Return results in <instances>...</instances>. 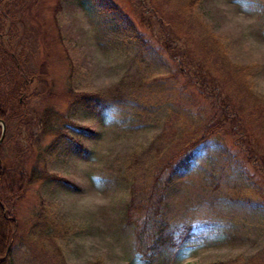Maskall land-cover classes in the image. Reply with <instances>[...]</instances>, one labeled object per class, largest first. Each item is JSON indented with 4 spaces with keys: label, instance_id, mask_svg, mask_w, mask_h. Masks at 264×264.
<instances>
[{
    "label": "rangeland",
    "instance_id": "rangeland-1",
    "mask_svg": "<svg viewBox=\"0 0 264 264\" xmlns=\"http://www.w3.org/2000/svg\"><path fill=\"white\" fill-rule=\"evenodd\" d=\"M31 1L3 19L2 38L21 50L26 69L52 85L50 105L62 120L53 121L41 157L21 158L25 171L36 168L41 177L26 186L23 200L7 203L19 220L12 262L264 264V164L255 171L234 162L230 156L246 155L230 136L197 151L191 169L172 177L164 197L155 192L148 198L142 186L192 132L167 122L171 113L163 105L136 117L128 101L100 114L69 110L73 91L114 94L134 74L156 77L173 69L157 46L138 59L133 39L110 32L114 24L144 32L137 0H36L27 7ZM142 1L163 15V24L170 21L166 17L178 21L176 0ZM190 9L191 19L180 17L181 30L175 29L180 44L189 32L190 50L210 60L230 87L235 76L229 67L223 72L221 57L245 67L250 79L241 74L238 81L250 88L241 93L232 83L235 109L252 133L250 146L264 156V0H198ZM73 123L94 134H80ZM65 135L76 138L85 154L73 150ZM54 176L75 187L49 180ZM151 211L164 224L159 233L149 227Z\"/></svg>",
    "mask_w": 264,
    "mask_h": 264
},
{
    "label": "trees",
    "instance_id": "trees-1",
    "mask_svg": "<svg viewBox=\"0 0 264 264\" xmlns=\"http://www.w3.org/2000/svg\"><path fill=\"white\" fill-rule=\"evenodd\" d=\"M23 1L0 0V120L6 125V135L0 144V264H14L11 260V250L16 242L19 228V220L7 209V203L13 204L23 200L26 186L41 177L40 171L36 168L30 172L25 171L22 168L24 160L21 158H30L33 155L41 157L42 151L48 150L49 146L43 148L42 142L52 135L53 121L62 120V116L50 105L54 96L52 85L41 74L33 72L29 67L26 69L28 64L26 65L27 61L22 58L21 50L17 52V49L12 48L2 38L3 19L9 17V12L14 6L21 7ZM197 1L176 0L180 6H177L178 9L175 12L178 21L172 17H166L170 21L163 24V15L158 13L155 7L146 8L142 0H137L136 5L141 8L137 21L144 32L138 29L132 32L123 28L120 30L115 24L110 27V32L121 35V40L133 39L137 43L138 59H142L146 48L157 46L158 50L172 63L173 69L156 77L144 78L134 74L130 81L119 83V88L114 94L107 95L105 91L72 92L69 110L85 109L92 114H100L111 106L128 101L134 107L132 113L136 117L147 113L152 105L157 107L163 105L167 106L171 113L166 118L167 122L180 127L183 132H192L191 137L177 145L165 164L155 169L154 176L150 175V179L142 186L141 189L145 190L148 198L155 192L158 194L161 192L164 197L172 177L191 169L197 151L223 142L226 136L232 138V145L238 147V153L243 151L246 155L245 159H239V155L230 156L243 169L248 165L256 171L259 163L264 164L263 154L250 146L252 133L246 129L235 109L236 94L232 90L235 86L232 85L236 84L241 93H247L250 88L248 81L247 84L244 81H238L241 74L250 79L249 74L244 71L245 67L231 64L222 55L221 58L225 59L223 72L225 67H229L230 74L235 76L230 77L233 83L230 87L223 75H216L218 71L210 60L190 50L189 45L186 44L187 39L191 37L189 32L183 34L184 37L181 39L183 45L179 42L175 29L181 30L177 29L179 22L183 20L180 17L191 19L190 8H193ZM35 2L36 0H32L27 7L35 5ZM11 23L13 25V22ZM146 34L148 37H145ZM123 88H125L124 92ZM39 104H41V110H38ZM195 119L197 122H194ZM69 125L74 126L81 132L80 134H94L86 127L83 128L74 123ZM1 128L0 124V137ZM65 137L72 143L73 150L79 154H85L86 149L76 138L68 135ZM13 145H17L16 152L10 159L8 154ZM260 175L264 182V169H260ZM49 180L75 187L66 179L63 180L57 176L49 177ZM4 189L7 190L6 195L3 194ZM254 190L257 194L256 186ZM260 200L264 205V198L260 197ZM154 202L158 203V200L155 199ZM150 215L153 219L149 222V227L154 225L159 233L164 224L157 222L155 211H151ZM253 259L255 257L250 260Z\"/></svg>",
    "mask_w": 264,
    "mask_h": 264
},
{
    "label": "water",
    "instance_id": "water-1",
    "mask_svg": "<svg viewBox=\"0 0 264 264\" xmlns=\"http://www.w3.org/2000/svg\"><path fill=\"white\" fill-rule=\"evenodd\" d=\"M0 124H1V126H2V128H1V137H0V144H1V142L3 141V139H4V137H5V131H6V125H5V123H3L1 120H0Z\"/></svg>",
    "mask_w": 264,
    "mask_h": 264
}]
</instances>
